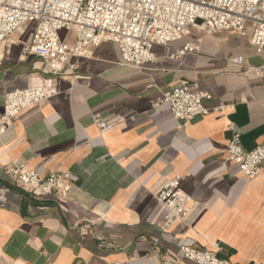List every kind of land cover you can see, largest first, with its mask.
<instances>
[{"label":"crops","instance_id":"crops-1","mask_svg":"<svg viewBox=\"0 0 264 264\" xmlns=\"http://www.w3.org/2000/svg\"><path fill=\"white\" fill-rule=\"evenodd\" d=\"M60 34L73 42L72 32ZM197 36L154 46L156 60L141 69L103 41L70 57L75 72L55 75L43 58L21 53L30 30L3 41L0 112L7 92L41 77L51 76L58 93L24 109L0 137V264H196L181 257L182 242L231 263L264 264V162L254 178L222 163L228 123L246 148L264 144V76L229 61L264 64V48L222 30L200 35L198 52L170 56ZM183 80L212 93L207 115L179 121L166 104L152 108ZM96 114L112 123L101 134ZM14 163L41 175L68 170L72 184L63 196L33 195L5 173ZM174 175L196 207L162 230L154 193Z\"/></svg>","mask_w":264,"mask_h":264},{"label":"built area","instance_id":"built-area-1","mask_svg":"<svg viewBox=\"0 0 264 264\" xmlns=\"http://www.w3.org/2000/svg\"><path fill=\"white\" fill-rule=\"evenodd\" d=\"M26 30H30V38L22 43L21 53L43 58L45 73L55 75L65 69L75 72L78 65L70 61L72 55L88 56L94 47L108 40L116 44L122 63L141 69L156 60L154 46L171 45L194 33L198 36L175 46L170 56L196 53L200 35L222 30L246 33L249 42L260 51L264 48V0H0V45L13 33ZM62 30L73 33L72 43L61 37ZM229 61L243 65L246 73L264 76V64H248L242 56ZM57 93L51 76L7 92L0 112V137L24 109ZM212 99L210 91H194L183 80L164 91L152 108L166 104L175 119L187 121L207 115ZM94 120L100 134L112 126L97 114ZM227 128L231 134L222 163L235 165L244 177H257L262 172L264 144L246 148L240 132L231 123ZM5 173L15 185L36 196H63L72 184L68 170L41 175L23 163H14L5 168ZM154 196L165 210L156 223L162 230L175 219L183 220L196 207L182 189L180 175L167 179ZM179 252L196 264H235L217 257L207 247L195 248L182 242ZM166 261L175 263L176 259Z\"/></svg>","mask_w":264,"mask_h":264},{"label":"rangeland","instance_id":"rangeland-1","mask_svg":"<svg viewBox=\"0 0 264 264\" xmlns=\"http://www.w3.org/2000/svg\"><path fill=\"white\" fill-rule=\"evenodd\" d=\"M7 42H11V43H12V42H15V41H13V40H11V39H8ZM14 44H15V43H14ZM14 44L12 43V45H14ZM12 45H11V46H12Z\"/></svg>","mask_w":264,"mask_h":264},{"label":"bare ground","instance_id":"bare-ground-1","mask_svg":"<svg viewBox=\"0 0 264 264\" xmlns=\"http://www.w3.org/2000/svg\"><path fill=\"white\" fill-rule=\"evenodd\" d=\"M16 34H17V32L13 33V34H12L11 36H9V37H12V36H14V35H16ZM9 37H8V38H9ZM6 39H7V38H6Z\"/></svg>","mask_w":264,"mask_h":264}]
</instances>
